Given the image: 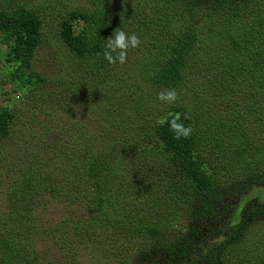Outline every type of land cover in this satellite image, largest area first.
Wrapping results in <instances>:
<instances>
[{
	"label": "trees",
	"instance_id": "trees-1",
	"mask_svg": "<svg viewBox=\"0 0 264 264\" xmlns=\"http://www.w3.org/2000/svg\"><path fill=\"white\" fill-rule=\"evenodd\" d=\"M47 1L0 0V165L14 173L1 204L0 264H53L32 243L44 230H30L33 195L46 192L93 201L86 219L68 214L55 225L71 227L55 242L66 264L73 240L93 244L99 233L120 262L136 253L139 264H229L223 254L246 242L247 225H264V0H87L60 18L56 47ZM133 27L145 30L140 46L110 64L107 38ZM163 89L178 99L159 100ZM18 99L31 100L26 112ZM38 114L53 126L55 153L46 157L44 142L45 155L24 160L28 140L11 157L7 142ZM177 114L193 129L186 139L169 129ZM64 119L81 130L71 151ZM102 127L110 131L97 144Z\"/></svg>",
	"mask_w": 264,
	"mask_h": 264
},
{
	"label": "rangeland",
	"instance_id": "rangeland-1",
	"mask_svg": "<svg viewBox=\"0 0 264 264\" xmlns=\"http://www.w3.org/2000/svg\"><path fill=\"white\" fill-rule=\"evenodd\" d=\"M37 1V0H33ZM42 2V1H41ZM84 3L88 4L87 0H49L46 3L42 5V11L46 12V19H45V29L46 31L50 32V42L51 44L56 47L59 45L57 34L59 32V20L61 17H64L67 12L71 9L70 7H75L76 5ZM33 6V5H32ZM38 6V5H37ZM133 26H137L136 24H133ZM132 33H143L145 30H140V28L133 27L129 29V31L125 32H131ZM129 34V33H128ZM0 48L5 50L6 46L5 45H0ZM147 56H144L145 61L148 64H153L149 59L151 58L150 53H146ZM149 56V57H148ZM143 59V60H144ZM66 60H70V57H67ZM37 62V61H36ZM121 83V82H120ZM124 87L125 85L121 83ZM139 82H136L135 86H132L131 88L133 91L139 92L142 95L143 92L141 89L138 87ZM134 93V95L139 94V93ZM154 96V95H153ZM31 96V100H32ZM37 99V97H36ZM131 97H126V100L129 101ZM31 100L30 102L24 100V101H19V104L17 105V108L20 107L23 111H27L28 108L31 106ZM10 102H13L10 101ZM213 102H210L207 104L208 107L212 106ZM50 107L45 106L44 110H48ZM35 112V111H34ZM44 114V113H43ZM27 115V114H26ZM39 116L41 115H33L32 119L33 122H30L29 125L26 127L22 128L23 133H17V136L14 141L7 142V148L9 150V153L11 157L16 158L19 154H22L20 151L22 148H24V142L30 140L33 142V148H31V151H33L30 154H25L23 156V159H32L35 158L37 155H45L44 149H41V145L44 142H48L52 144L50 148L47 150V156L53 155L55 152V148L53 146L55 140V133L53 131L47 132L48 130H53L52 125H47L39 120ZM68 119V117H66ZM37 120V122H35ZM65 123L62 125L61 121L59 122L61 126V137L64 136V134L68 137H71L73 142H71L73 145H70L71 143H66L67 144V151H71L74 149L75 145L77 144L76 139H78V136L74 135V131L77 130V132H80V127L73 126L71 123L66 121L64 119ZM94 124V119L93 122ZM41 125V127H40ZM73 132V135H70L71 131ZM91 129H89L90 131ZM110 130L108 128H101L100 131L98 130L97 133H93L94 136V141L97 142V136L99 140L103 138L105 135L102 132H109ZM64 134H63V133ZM98 144V142H97ZM81 145V144H79ZM35 153V154H34ZM65 160V159H64ZM34 162V161H33ZM32 162V163H33ZM37 165H34V168L36 169ZM9 171V170H7ZM14 173H6L4 169L2 168V165H0V206L5 200L4 193L6 192V189L12 182V175ZM19 173L16 174V176ZM16 178V177H15ZM254 192V191H253ZM253 192H249L247 194V200L245 202H249L253 196ZM257 192V191H256ZM261 193H264V191H260ZM38 193H34L33 195V200H34V209L32 211V216L31 218L33 219L30 222V230H32V233L34 232V225L39 224L37 228L38 230H44V233L42 232L41 234H36L34 237V240L32 243H34V247L37 248L40 252L42 250L45 252L47 256H49V259L53 260V264H66L68 260L66 258H63V254H61L60 249H63V245H61V241L59 240L58 242L57 234H61L62 232H67L68 236H70V224L67 222L63 226H56L57 231L54 233L55 230V225L56 224H62L67 220H64L68 214L69 216H72L74 219H78L80 216L85 215L84 219H86L88 216L87 214V207L86 205H93V201L89 200L88 202H78V201H72V200H61V201H56L52 197H50L47 192L44 193V198L47 199L45 200ZM2 210V206L0 208V211ZM94 216V215H92ZM73 219V220H74ZM100 222H93L91 225L97 226ZM111 228V227H109ZM93 229H96L95 227ZM244 234H246L245 241L243 243H240L238 246H234L231 249H227L224 254L223 258L224 259H229V264H264V225L261 223H256L253 222L251 224H248L247 227L244 229ZM96 234V233H95ZM99 236V237H98ZM97 237L92 236L93 240L95 243H91L89 240L83 239V240H73L75 244H77V248H74L73 252L74 255L72 259L69 257L68 259L71 260L70 264H106L107 262V257L106 256H112V258H109V262L111 264H139L138 262L144 261V257L138 258V254H132L129 255V260L128 261H123L120 262L116 259L115 255H112L109 251L105 250H111L113 249V246L110 244L111 242L106 238L105 239H100L105 238L103 233H99ZM86 238V237H85ZM219 238V237H218ZM216 238V239H218ZM221 239L223 236L220 237ZM215 239V240H216ZM114 242V240H113ZM67 244H70V241H66ZM115 248H117L116 245H114ZM95 247V249H93ZM66 249H69V246H65ZM101 249V252L104 254H97V251ZM63 253H69L68 250H62ZM199 253V252H198ZM114 254H117L116 251L114 250ZM245 256L244 258L241 259L242 256Z\"/></svg>",
	"mask_w": 264,
	"mask_h": 264
},
{
	"label": "clouds",
	"instance_id": "clouds-1",
	"mask_svg": "<svg viewBox=\"0 0 264 264\" xmlns=\"http://www.w3.org/2000/svg\"><path fill=\"white\" fill-rule=\"evenodd\" d=\"M140 43V37L136 33L128 34L123 29L114 30V33L107 38L103 55L110 64L119 62L123 65L127 62L129 48H137ZM157 98L167 103H174L178 99V93L175 89H163L157 94ZM184 119H189L187 114H185ZM168 124L175 139H186L193 132L191 125L185 126L179 114L175 115Z\"/></svg>",
	"mask_w": 264,
	"mask_h": 264
}]
</instances>
